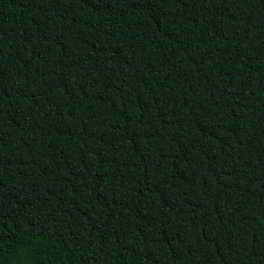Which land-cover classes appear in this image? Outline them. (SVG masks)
I'll list each match as a JSON object with an SVG mask.
<instances>
[{
    "label": "trees",
    "instance_id": "obj_1",
    "mask_svg": "<svg viewBox=\"0 0 264 264\" xmlns=\"http://www.w3.org/2000/svg\"><path fill=\"white\" fill-rule=\"evenodd\" d=\"M0 264H264V0H0Z\"/></svg>",
    "mask_w": 264,
    "mask_h": 264
}]
</instances>
